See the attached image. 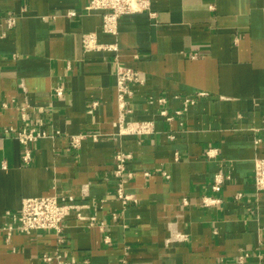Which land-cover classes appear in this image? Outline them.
I'll list each match as a JSON object with an SVG mask.
<instances>
[{
  "label": "crops",
  "instance_id": "0c3cea01",
  "mask_svg": "<svg viewBox=\"0 0 264 264\" xmlns=\"http://www.w3.org/2000/svg\"><path fill=\"white\" fill-rule=\"evenodd\" d=\"M89 2L0 0V132L18 128L17 106L29 103V122L40 112L53 133L32 145L29 165L19 140L0 133V264H264L254 179L264 157V0H152L154 17L122 15L116 34ZM85 33L117 50H85ZM118 61L146 77L129 118L153 121L151 134H116ZM78 133L101 136L74 149ZM120 149L132 153L129 205L116 195ZM44 195L73 196L84 218L66 221L63 243L55 231L7 239L5 211ZM208 196L221 201L203 206Z\"/></svg>",
  "mask_w": 264,
  "mask_h": 264
},
{
  "label": "built area",
  "instance_id": "2783aa9c",
  "mask_svg": "<svg viewBox=\"0 0 264 264\" xmlns=\"http://www.w3.org/2000/svg\"><path fill=\"white\" fill-rule=\"evenodd\" d=\"M87 11L99 10L103 12V30L106 33L116 34L118 31L119 17L130 13L148 12L150 16L154 17L155 12L152 11V0H90L86 6ZM71 15H76L75 11L69 12ZM12 23V19L8 20ZM83 47L85 50L92 49H108L117 50L115 44H100L94 33H85L83 35ZM117 99L119 113L113 125L117 128L118 135H147L154 131V123L149 120H133L129 115L133 112L130 106L137 87L142 86L146 82L144 73L137 69L117 62ZM54 94L57 97L65 95L63 86H56ZM205 95V93H198L196 96L187 97L185 99L184 109L196 103L198 96ZM165 102V98L160 99ZM97 103H94V106ZM9 102L3 101L2 106L8 108ZM15 106V105H14ZM16 107V106H15ZM31 105L25 103L18 105L17 108L21 111V125L18 128L7 126L0 132L5 135H14L23 146V161L26 165L32 163V145L44 137L53 136L47 129L48 120L42 115H37L35 123L29 122V108ZM43 109L37 107V110ZM36 110V111H37ZM181 111H178L180 113ZM161 114L166 119L171 120L166 109L161 111ZM92 136L95 140L101 136V133H78L70 136V145L74 149H78L82 141L87 137ZM207 154L214 157L218 154V149L213 148L207 151ZM132 159V153L118 150L115 154L114 176L117 179L116 195L124 205H129L136 202L134 195L126 192V183L133 178V173L129 171L128 164ZM149 174V173H147ZM225 175L219 171L212 184L214 192H219L222 189L225 181ZM255 186L258 190H264V157H258L255 160L254 170ZM220 198L215 196H208L202 200L203 206H211L220 203ZM185 203L187 201L185 200ZM85 205L75 200L73 196L61 197L58 195H44L26 197L22 201V206L19 211H5V216L8 220L4 223L3 230L10 239L14 233L31 234L36 231H55L59 237L60 242L65 240L66 221L71 217L83 219V209ZM92 220L95 218L92 217ZM108 240V239H107ZM46 261H51V256H45ZM60 264H67L60 262ZM126 264V260L122 261Z\"/></svg>",
  "mask_w": 264,
  "mask_h": 264
}]
</instances>
